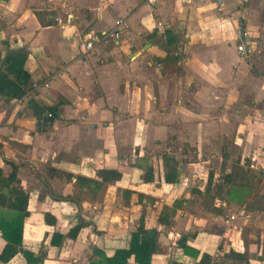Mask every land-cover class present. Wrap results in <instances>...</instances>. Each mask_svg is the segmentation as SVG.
<instances>
[{
    "label": "crops",
    "instance_id": "obj_1",
    "mask_svg": "<svg viewBox=\"0 0 264 264\" xmlns=\"http://www.w3.org/2000/svg\"><path fill=\"white\" fill-rule=\"evenodd\" d=\"M14 165L29 213L0 264H105L142 224L156 231L151 264H264V0H0L5 177ZM240 165L262 175L257 199L239 190ZM101 168L122 177L95 193L79 183Z\"/></svg>",
    "mask_w": 264,
    "mask_h": 264
},
{
    "label": "trees",
    "instance_id": "obj_2",
    "mask_svg": "<svg viewBox=\"0 0 264 264\" xmlns=\"http://www.w3.org/2000/svg\"><path fill=\"white\" fill-rule=\"evenodd\" d=\"M40 14V12H39ZM169 44H175L180 41L178 35L172 30L167 31ZM168 61L175 62L178 60V56L174 52H171L166 57ZM224 158H230L227 152H224ZM164 162L166 166V181L168 183H174L179 180V172L177 169L178 160L169 155H164ZM153 171L149 170L145 179L146 181L153 180ZM17 166L14 165L13 172L5 177L3 171L0 169V206L7 207L13 211H16V216L11 219H0V230L2 236L8 241L5 249L0 253V261L8 262L16 254L20 252V246L22 244V228L25 216L28 215V200L29 195L20 185V181L17 179ZM97 175L100 178L94 179L86 176H78L79 183L83 186L91 185L93 191H98L104 183H111L119 180L122 177V172L117 169H98ZM71 177V175H68ZM225 182H233V173L227 174L224 177ZM9 192L6 193L5 191ZM46 220L49 223L55 222L54 216L50 213L46 214ZM81 225H77L71 230L70 234L76 236L80 230ZM187 236L182 237V241L186 240ZM156 244V231L147 230L143 224L139 227L138 231L133 233L132 245L128 251H118L113 257L106 258L105 264H127V259L131 254H135L136 261L139 264H151V256L155 251ZM206 260H210L209 256L205 257Z\"/></svg>",
    "mask_w": 264,
    "mask_h": 264
},
{
    "label": "rangeland",
    "instance_id": "obj_3",
    "mask_svg": "<svg viewBox=\"0 0 264 264\" xmlns=\"http://www.w3.org/2000/svg\"><path fill=\"white\" fill-rule=\"evenodd\" d=\"M219 143H224L227 150L233 151L236 157L240 156L241 154L237 152V148L235 146H233L232 144V140L230 139V136H226L225 138L221 139L218 141ZM229 147V148H228ZM215 153H212L211 155H214ZM236 168L238 169V173L240 175V178L238 179V187H240V191L241 193H243V197L249 199V198H253V199H257V196L254 197V193L258 192V189L261 186V182H259L260 177H262V175L260 174V172H257L256 170H254L253 168H245L242 165L240 166H236ZM246 185V186H244ZM227 188L225 189V192L229 193L230 192V185H226Z\"/></svg>",
    "mask_w": 264,
    "mask_h": 264
},
{
    "label": "built area",
    "instance_id": "obj_4",
    "mask_svg": "<svg viewBox=\"0 0 264 264\" xmlns=\"http://www.w3.org/2000/svg\"><path fill=\"white\" fill-rule=\"evenodd\" d=\"M149 1L151 3H153L155 0H149ZM120 23H121V21L118 22V24H120ZM94 39H95V37H94ZM93 46H94L93 41L86 42V44H85V51L91 50L93 48ZM238 49H239V51L241 52V54L243 56H246L248 54V49H247V47H246V45L244 43H240L238 45ZM245 215H246V211L245 210L244 211H239L237 214L231 216V220L233 221L234 219H236L238 217H244Z\"/></svg>",
    "mask_w": 264,
    "mask_h": 264
},
{
    "label": "water",
    "instance_id": "obj_5",
    "mask_svg": "<svg viewBox=\"0 0 264 264\" xmlns=\"http://www.w3.org/2000/svg\"><path fill=\"white\" fill-rule=\"evenodd\" d=\"M5 192H7V190Z\"/></svg>",
    "mask_w": 264,
    "mask_h": 264
}]
</instances>
